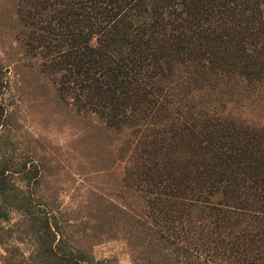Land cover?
Returning a JSON list of instances; mask_svg holds the SVG:
<instances>
[{
	"label": "trees",
	"instance_id": "trees-1",
	"mask_svg": "<svg viewBox=\"0 0 264 264\" xmlns=\"http://www.w3.org/2000/svg\"><path fill=\"white\" fill-rule=\"evenodd\" d=\"M2 1L0 44L114 138L119 164L115 194L90 186L86 203L62 207L41 143L18 153L11 140L0 51L7 264H111L94 251L108 241L132 264H264V119L228 108L264 90V0ZM217 90L230 99L201 102Z\"/></svg>",
	"mask_w": 264,
	"mask_h": 264
},
{
	"label": "rangeland",
	"instance_id": "rangeland-1",
	"mask_svg": "<svg viewBox=\"0 0 264 264\" xmlns=\"http://www.w3.org/2000/svg\"><path fill=\"white\" fill-rule=\"evenodd\" d=\"M2 5L0 0V12ZM3 39L0 51L5 53L6 62L11 66L13 84L6 100L14 103L18 110L10 126L11 140L17 152L24 151L28 145L41 143V155L47 161L48 169H55L50 182L58 189L57 198L62 207L77 209L86 203V190L90 186L113 185L109 193L115 194L117 183L114 180L119 173V164L116 163L114 138L105 140L100 133L91 130L83 116H77L73 110L59 104L54 99V90L38 75L42 73L36 64L13 53L9 39ZM199 96L201 102L207 104L219 105L230 99L227 93L219 90ZM235 99L228 102L233 115L264 119V90H256L248 98H238L236 104ZM218 108L222 109L223 105ZM14 218L18 220V215L15 214ZM0 225L7 227L5 222L0 221ZM16 245L22 251L27 248L24 244ZM94 251L98 259L111 260V264H132L122 241L105 242L96 246ZM7 256L5 247L0 245V264H7Z\"/></svg>",
	"mask_w": 264,
	"mask_h": 264
}]
</instances>
